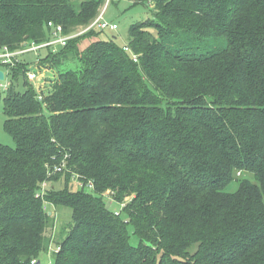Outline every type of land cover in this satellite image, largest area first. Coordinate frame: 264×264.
I'll use <instances>...</instances> for the list:
<instances>
[{"label":"trees","instance_id":"trees-1","mask_svg":"<svg viewBox=\"0 0 264 264\" xmlns=\"http://www.w3.org/2000/svg\"><path fill=\"white\" fill-rule=\"evenodd\" d=\"M105 1L0 0V46L48 40L49 21L74 33ZM153 1L131 51L97 26L46 52L44 100L28 60L4 65L0 264H44L62 206L47 264H264V0Z\"/></svg>","mask_w":264,"mask_h":264},{"label":"rangeland","instance_id":"rangeland-1","mask_svg":"<svg viewBox=\"0 0 264 264\" xmlns=\"http://www.w3.org/2000/svg\"><path fill=\"white\" fill-rule=\"evenodd\" d=\"M134 1L138 2L139 0H106L101 10H103L106 7L104 18L108 22H115L118 25V29L111 30L110 28L106 30H100L99 37L100 39H108L112 36L117 37V42L120 44H127L129 40V28L132 24L142 21H147L150 18H152V11H151V0H142L138 3H134ZM99 31L98 27L94 31ZM151 31H154L155 29L153 27L150 28ZM219 44L208 47L210 49L216 48ZM41 57L46 54V50L40 51ZM35 55L33 53L27 54L25 56L26 59L32 60L34 59ZM78 61L77 60H70L66 61L64 65L61 67L62 69H76L78 68ZM1 69H4V71L7 70V68L4 65H0ZM58 70H54V74L52 73L51 76L57 75ZM9 79L7 78V81ZM21 90H25L26 87L21 84L20 86ZM6 114L4 112L3 105L0 106V142L12 147L16 146V143L11 135H9L5 130V120H6ZM239 175V174H238ZM242 175V176H241ZM239 176L243 178H247L248 180L252 182H256L255 175L252 172L245 171L243 174ZM239 181L232 182L228 188L227 191L233 192L238 189ZM108 191V190H107ZM106 191V192H107ZM104 193L105 200L107 199L109 206L113 208L116 211H121L122 207L125 204H119L116 203V201L113 198V192L109 189V192ZM109 193V194H108ZM131 200V197H126L125 202ZM50 207V206H49ZM48 207V208H49ZM52 209L55 210V213H57V216L55 217L54 225L57 227L52 232V240L54 241L51 244V252L54 251L56 241H59L62 238V235H60L61 226L67 224L72 219V209L69 207H53ZM122 212V211H121ZM57 219V220H56ZM130 230H132V227L129 226ZM131 242L133 244H137V237L135 235L131 236ZM197 249V245H193L191 250L194 252ZM49 254H43L40 261L44 264H47L53 260V253Z\"/></svg>","mask_w":264,"mask_h":264},{"label":"built area","instance_id":"built-area-1","mask_svg":"<svg viewBox=\"0 0 264 264\" xmlns=\"http://www.w3.org/2000/svg\"><path fill=\"white\" fill-rule=\"evenodd\" d=\"M105 11H106V7L100 11V13L91 21L89 25L80 26L77 28V30L74 33H70V34H66L64 32V26L62 24H57L53 21H49L48 26L52 30L51 38L42 42H37L29 39L24 40L21 43V46L16 49H10L7 45L0 46V64L6 65L8 68L16 67L21 61L28 60L25 58L27 54L33 53L35 55L34 59L28 60L30 64H29V69L27 71V77L28 80L32 82L37 92V97L39 98V100H44L46 95L45 94L46 88L54 80V76H51V74L54 73L53 71L54 69L42 63L41 61L42 57L40 51L41 50H46V52H48L49 50L56 51L59 47L67 45L68 41L71 38L80 35L86 31H89L90 29L97 26L102 29H108V28H110L111 30L118 29L117 23L108 22L104 18ZM124 49L131 51L129 45L127 44L124 46ZM133 58L135 61H138L137 54L133 53ZM4 72H5V80L0 81L1 90H6L9 86V80L7 81L8 71H4ZM44 106L46 107V103H44ZM64 166L65 163H62L54 167V169L50 170L49 174L62 171L64 169ZM238 174L240 175L241 172H238ZM75 182L81 187L85 185L84 182L79 180L78 177H75ZM87 186L91 189H94V184L91 181H89ZM46 188H47V182H44L42 193L39 195H42L43 192L46 190ZM107 192H109V190ZM118 212L119 211H117V213ZM59 249H60L59 247L56 248L57 251H59Z\"/></svg>","mask_w":264,"mask_h":264},{"label":"water","instance_id":"water-1","mask_svg":"<svg viewBox=\"0 0 264 264\" xmlns=\"http://www.w3.org/2000/svg\"><path fill=\"white\" fill-rule=\"evenodd\" d=\"M5 80V72L3 69H0V81ZM51 213V212H50ZM38 263H41L40 260L37 261Z\"/></svg>","mask_w":264,"mask_h":264},{"label":"crops","instance_id":"crops-1","mask_svg":"<svg viewBox=\"0 0 264 264\" xmlns=\"http://www.w3.org/2000/svg\"><path fill=\"white\" fill-rule=\"evenodd\" d=\"M1 69V68H0Z\"/></svg>","mask_w":264,"mask_h":264}]
</instances>
